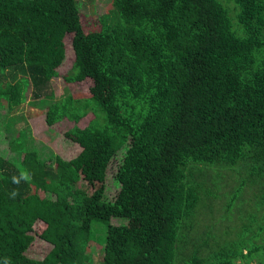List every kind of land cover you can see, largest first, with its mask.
<instances>
[{
    "label": "trees",
    "instance_id": "1",
    "mask_svg": "<svg viewBox=\"0 0 264 264\" xmlns=\"http://www.w3.org/2000/svg\"><path fill=\"white\" fill-rule=\"evenodd\" d=\"M76 1L0 0L6 113L29 83L45 124L72 121L63 135L79 146L65 159L43 155L26 126L5 134L20 157L0 147V264H264V0H232V16L223 0H112L88 31ZM66 33L73 58L64 78L87 81L89 94L52 100L47 82ZM121 148L138 162L117 199L104 200L101 179ZM83 167L101 183L90 194L76 185ZM21 173L30 179L13 183ZM227 176L235 183L220 208L234 221L213 226ZM36 219L49 245L31 257ZM92 239L96 263L84 261Z\"/></svg>",
    "mask_w": 264,
    "mask_h": 264
},
{
    "label": "rangeland",
    "instance_id": "2",
    "mask_svg": "<svg viewBox=\"0 0 264 264\" xmlns=\"http://www.w3.org/2000/svg\"><path fill=\"white\" fill-rule=\"evenodd\" d=\"M76 2L78 3L80 24L84 31L97 29L100 25L101 15L110 13L112 9V0H77ZM223 2L227 6L229 14L232 16L235 11L232 0H223ZM69 38L70 33H66L63 36V43L65 45L64 56L62 62L56 67L58 74L52 76L47 82L48 87H50L53 92L52 100H57L65 94H72L74 96L80 97L88 96L89 94L87 90V81H68L64 78V74L67 72L68 66L70 65V62L73 58V52H71L72 50L69 44ZM30 92L31 86L29 83H26L24 85L23 91L25 99L20 102L14 108V110L8 113H6V109L4 106V98L0 99V147H2L3 151L8 153L7 156L11 157V161H13L14 163H18L20 152L14 150H9V152L7 148H5L7 146L5 134H11L13 132L15 134L17 129L26 126L29 128L28 134L32 138V141L29 140L30 143H43L48 148V150L45 151L40 147V151H42L43 155H46L49 151L56 153L65 159L74 155L78 150V144L72 142L63 135V131L72 125V121L63 119L51 126H47L43 118L45 110L43 105L45 104V102L43 101V98L32 99L30 96ZM90 117L91 113L88 112L86 115L81 117L77 123L79 125H84ZM121 160L123 163L118 167L117 171L116 168ZM137 162L138 158L135 153L127 148H121L115 152V155L111 159L108 166L105 168L103 177L101 179V183L104 186L102 199L110 201L117 199L118 192L121 187L120 178L123 179L124 176L129 172V170L137 164ZM86 172L87 169L85 167H83L79 171V178L76 185L79 187V190H84L86 193L90 194L92 193L91 191L97 185H99L100 180L98 178H95L93 181L89 182L86 179V177L88 176ZM227 177L228 179L226 180V183L219 187V195L215 198L216 203L213 204V207L210 210L211 214L208 215L210 219L209 221L212 224L214 223L213 226L221 225L222 222L229 223L234 221L233 215L229 217L227 216V208H220V203L223 202V200L227 196V193L223 194V191L226 190L231 184L235 183L233 177ZM40 194L43 195V192L41 191ZM243 197H246V195H244ZM55 198H57V195L49 197L46 202L51 200L49 202V205H51L52 200H55ZM111 221H122L126 222V224L128 225L136 224L135 218H129L128 220H126L122 218L112 217ZM45 222L46 221L42 219H36L34 221L32 225L33 238L24 251L27 256L39 257L49 245L45 240L41 239L38 234L41 228L45 225ZM100 227L103 232V226ZM89 246L91 250L88 249L85 251L84 261H87L88 263H96L101 258V250L99 244L95 239H92Z\"/></svg>",
    "mask_w": 264,
    "mask_h": 264
},
{
    "label": "clouds",
    "instance_id": "3",
    "mask_svg": "<svg viewBox=\"0 0 264 264\" xmlns=\"http://www.w3.org/2000/svg\"><path fill=\"white\" fill-rule=\"evenodd\" d=\"M70 44V43H69ZM64 47H65V45H64ZM70 47H71V45H70ZM72 50V49H71ZM72 52V51H71ZM69 65V64H68ZM66 69H67V67H66ZM21 179H24V180H29L30 179V177L27 175V173H21V175H20V177L18 178V177H13V183H16V184H19V182H20V180ZM16 193L14 192L13 193V195H15Z\"/></svg>",
    "mask_w": 264,
    "mask_h": 264
},
{
    "label": "water",
    "instance_id": "4",
    "mask_svg": "<svg viewBox=\"0 0 264 264\" xmlns=\"http://www.w3.org/2000/svg\"><path fill=\"white\" fill-rule=\"evenodd\" d=\"M248 264H259V263H257L256 261H250Z\"/></svg>",
    "mask_w": 264,
    "mask_h": 264
}]
</instances>
